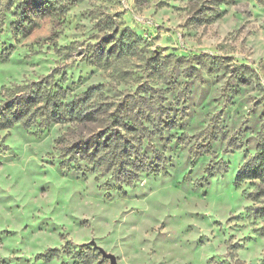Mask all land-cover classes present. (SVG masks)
<instances>
[{
	"label": "rangeland",
	"instance_id": "1",
	"mask_svg": "<svg viewBox=\"0 0 264 264\" xmlns=\"http://www.w3.org/2000/svg\"><path fill=\"white\" fill-rule=\"evenodd\" d=\"M55 3L0 0V102L59 103L0 128V264H264V0Z\"/></svg>",
	"mask_w": 264,
	"mask_h": 264
},
{
	"label": "trees",
	"instance_id": "2",
	"mask_svg": "<svg viewBox=\"0 0 264 264\" xmlns=\"http://www.w3.org/2000/svg\"><path fill=\"white\" fill-rule=\"evenodd\" d=\"M37 3L45 6V10L52 11L56 9L55 0H34ZM35 88L26 89V84L24 89L27 92L19 88L20 85H13L12 87H6V98L0 103V128L9 127L14 123L18 122L26 115L33 107L34 104L38 102H43L47 107L49 106L52 111L58 113L59 103L56 98V90L54 87L40 86L39 81H34L31 85ZM25 92H21V91ZM95 88L86 91V93L78 96L76 100L72 101L67 112L72 117L77 119H92L95 118L100 112V107L92 106L89 102ZM112 129L108 127L107 130L103 131V134L91 135L88 137H83L73 141L71 144L77 149L87 150L89 146L97 148L105 139L111 137ZM264 175V146H262L259 151L241 168L239 178L243 177H260ZM52 253V251H51Z\"/></svg>",
	"mask_w": 264,
	"mask_h": 264
},
{
	"label": "water",
	"instance_id": "3",
	"mask_svg": "<svg viewBox=\"0 0 264 264\" xmlns=\"http://www.w3.org/2000/svg\"><path fill=\"white\" fill-rule=\"evenodd\" d=\"M91 244L102 254L103 257L109 259L110 264H118L113 253L105 251L101 246L97 245L94 240H91Z\"/></svg>",
	"mask_w": 264,
	"mask_h": 264
}]
</instances>
